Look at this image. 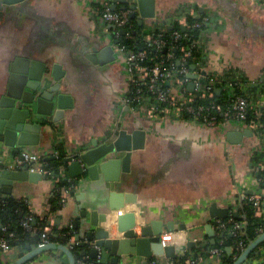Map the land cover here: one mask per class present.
I'll return each mask as SVG.
<instances>
[{
	"label": "crops",
	"instance_id": "crops-1",
	"mask_svg": "<svg viewBox=\"0 0 264 264\" xmlns=\"http://www.w3.org/2000/svg\"><path fill=\"white\" fill-rule=\"evenodd\" d=\"M102 3L121 6L115 0H27L0 10V88L7 83L14 58L26 57L45 63L49 74L52 65L58 64L63 73L62 92L70 96L71 105L58 121L44 117L48 121L38 145L32 147L43 158L52 155L55 144L68 156L90 148L93 139L113 140L120 129L146 131L143 147L132 151L130 169L121 173L114 187L113 182L104 185L103 180H92L87 173L72 177L66 167L64 175L76 179V187L73 191L70 187L60 189L64 204L51 215V225L56 230L70 228L73 238L79 230L73 226L80 220L79 213H89L92 206L103 204L109 190L136 198L114 210V215L133 211L138 224L153 219L172 221L174 230L162 234L170 235L166 242L172 244L220 242L219 224L212 226V235L205 229L208 222L223 220L210 218L212 203L228 208L230 216L243 198L257 195V214L264 219V179L259 177L264 147L256 132L238 120L205 126L175 113L153 116L141 103L127 104L131 78L122 55L112 47L115 58L103 65L87 58L109 42L94 9V4ZM201 14L212 19L199 39L200 63L223 81L222 87L231 95L232 82H236L250 106L264 108V0H155L154 17L143 19L142 25L151 30L167 25L174 17ZM245 128L251 134L242 136L239 143L227 139L229 131ZM1 146L0 142V157L14 153ZM53 186L54 181L47 177L37 182L15 180L11 196L24 199L33 212L42 214ZM181 225L184 228H179ZM135 231L139 232L138 226ZM116 235L120 236L114 228L110 236ZM36 247L17 246L15 251L0 252V264L12 262L9 254L13 252L20 257ZM83 249L88 257L89 248ZM255 253L250 264H264V245ZM149 259L126 255L107 264H150ZM23 264H69V260L61 250L50 249ZM194 264H219V259L209 255Z\"/></svg>",
	"mask_w": 264,
	"mask_h": 264
},
{
	"label": "water",
	"instance_id": "water-1",
	"mask_svg": "<svg viewBox=\"0 0 264 264\" xmlns=\"http://www.w3.org/2000/svg\"><path fill=\"white\" fill-rule=\"evenodd\" d=\"M27 0H0V10L7 7H15ZM114 1V0H113ZM121 6L112 3L111 9L116 10L126 8L128 0H115ZM134 12L130 16L137 19L139 25L143 24V19L152 18L155 15V0H133L128 5ZM113 27L112 25H109ZM124 33V29L119 30ZM96 51L95 46L92 48ZM87 58L93 63L103 65L114 60V50L110 42L100 51L87 54ZM194 69V65H190ZM46 64L35 59L26 57H15L9 65V76L7 83L0 88V142L11 149L14 153L23 150H34L32 147L38 145L43 126L48 121L56 122L63 116V111L67 105H71L69 94L62 92L60 78L61 73L58 64H53L50 74L45 72ZM191 79L197 77L196 74L188 75ZM187 90L193 91L192 81L187 84ZM220 88H215L219 92ZM69 101V102H68ZM44 117H48L47 120ZM249 129L229 131L227 139L233 143H239L242 136L250 135ZM146 131L136 128L131 131L120 129L117 136L110 141L91 140V147L80 149L65 157L67 169L72 177H79L87 173L92 180H103L114 183L120 181L121 173L128 172L132 151L143 147ZM46 154V153H45ZM49 156L44 159H49ZM46 175L39 171L30 172L26 166L19 169H0V198L11 196L12 184L15 180L37 182L44 179ZM104 185H101L104 188ZM107 200L101 205L91 207L90 212L82 210L77 216L79 222H74L73 226L78 233L68 241L67 245L49 242L43 246L30 250L20 257L13 252L9 254L12 262L8 264H23L34 256L50 249H59L66 254L69 264H75L70 247L79 245L88 247V257L98 259L99 264L117 263L122 256L134 255L146 258L164 257L175 259L188 248L194 246L195 242L187 240L183 244H172L163 242L161 235L163 232H172L174 223L172 221L162 222L161 220H146L137 223L135 213L127 211L114 215L113 211L118 210L124 204L136 201L134 194L109 190ZM233 216H238L237 210L231 212ZM229 215L228 208H218L215 203L209 207L210 218H226ZM142 217V215H140ZM57 219L55 223H57ZM32 219L31 224H34ZM219 221L213 220L205 224L206 232L213 234V225L217 226ZM136 226L139 232L135 231ZM115 228L120 236H110V232ZM179 228H184L183 225ZM264 241V231L247 244L232 264H243L262 242ZM226 251H230L227 247ZM81 255L86 254V249L80 251Z\"/></svg>",
	"mask_w": 264,
	"mask_h": 264
},
{
	"label": "trees",
	"instance_id": "trees-1",
	"mask_svg": "<svg viewBox=\"0 0 264 264\" xmlns=\"http://www.w3.org/2000/svg\"><path fill=\"white\" fill-rule=\"evenodd\" d=\"M203 16L204 14H201L199 17L195 15H185L184 25L178 21H173L164 27L160 38L165 40L168 46H174L168 50L173 56H168V51L157 50L155 44L151 42V40L145 38L151 31L143 25H139L134 16L132 17L129 15L128 35L120 33L117 41L127 50L133 52L145 51L144 58L137 60V63L143 65H152L156 61L162 60L163 66H169L170 62L175 63L176 59H178L181 54V47L189 48L192 55L188 57L186 61L188 65H190L192 62L196 63L200 56V51L196 42L199 39L201 30L207 27L202 21ZM195 23H199V26H194ZM174 31L180 33V37L177 40H174ZM139 86L143 89L142 93L147 94L146 87L141 84H139ZM136 87L138 86L134 83H130L127 93L130 99H132ZM232 87L234 90L233 95H231L226 88H223L222 84H218L216 85V88H220L218 93L215 92V88H213L205 97H198L195 95L191 105L195 109L200 104L204 106H208L211 103L215 104V108L206 109L204 112L208 116H215L217 122H220L224 120L223 112L231 105L233 99L236 96H242L236 82H232ZM136 103V100L132 99L131 105H136ZM260 109L264 111V108ZM182 114L184 119L193 117V114L186 110H182ZM256 119L258 118H256L254 108L249 105L246 109L245 118L240 122L248 123ZM261 120H264V116L261 117ZM53 148L56 152L55 155H50L49 159H41L44 168L48 170L46 177L54 181L53 189L46 201L48 203V212L51 214H55L64 204L60 189L62 187H70V190L73 191L77 183L76 179H67L65 175H58L60 166L63 167L64 173L66 171L67 164L64 161L66 153L59 144H55ZM259 177L264 179V168L260 171ZM256 211L257 208L254 206L253 202L248 198H243L237 207L238 216L230 214V216L222 220L225 221V226L219 227L222 233L219 243H206L203 246L195 245L190 250L183 252L171 261H173L174 264H184L186 259H190L195 263L198 257H207L211 254L213 248H219V264H232L239 254V250H237L238 242L241 241L243 244H248L264 231V219L258 215ZM32 219H35L34 224H31ZM25 220H28V226L23 225ZM0 222L6 226V231L0 233V236L4 237L11 247H25L27 245L32 246L38 244L45 233L49 242L67 245L72 236V230L70 228L66 227L56 230L47 220L46 215L33 212L24 199L12 196L4 199L0 198ZM235 222L242 223L241 227L238 229L233 228ZM261 245H264V241L259 246ZM227 247L230 248L229 252L226 251ZM83 248V246L79 245H72L70 247L75 264H99L96 259L81 255L80 251ZM255 251L256 249L251 252L248 257L249 259L257 257ZM149 260L151 262L150 264H157L156 257H151Z\"/></svg>",
	"mask_w": 264,
	"mask_h": 264
},
{
	"label": "built area",
	"instance_id": "built-area-1",
	"mask_svg": "<svg viewBox=\"0 0 264 264\" xmlns=\"http://www.w3.org/2000/svg\"><path fill=\"white\" fill-rule=\"evenodd\" d=\"M132 2L133 0H128L126 3V8L120 10H112L107 3H102L101 5L94 4L98 21L107 32V35L105 34L107 39L111 43L112 47L124 58L126 68L130 73V83H134L136 86H138L135 89L132 99L136 100V104H144L147 107V111L153 116H162L168 113H175L183 118L182 110H186L187 112L193 114V117L186 120L205 126H211L219 123L215 119V116H208L204 112L206 109L215 108V104L211 103L208 106L200 104L194 109L191 103L195 95L198 97H205L213 88H216V85L222 84L223 81L210 74L207 71L206 66L203 63H200L199 58L196 63L192 62L190 64L195 66L194 69H191L190 65H188L186 61V59L192 55V52L189 48L181 47V54L179 55L178 59H176L175 63L170 62L169 66H163L162 60H158L152 65H143L137 63V60L144 58L145 51L133 52L131 50H127L123 45L118 43L117 38L120 34L119 30L124 29V33L128 35L127 29L129 15L134 12V10L129 8L128 5ZM211 19V15L208 14H204L202 17V21L207 27L210 24ZM173 21H178L184 25L185 17H174L173 20L169 21L167 25ZM109 25H112L113 27H110ZM165 26L166 25H161L160 27L151 29V33L147 34L145 37L147 40H151V42L155 44V48L157 50L168 51L174 47L172 45L168 46L166 41L160 38ZM194 26H199V23H195ZM207 27L201 30L199 39L202 37ZM173 36L174 40H177L180 37V33L174 31ZM199 39L196 42L198 49L200 45ZM168 56H173V54L168 51ZM190 73L196 74L197 77L191 79L188 76ZM191 81L193 83V91L187 90V84ZM139 84L146 87L147 94L142 93L143 89L139 86ZM132 99L127 96L125 101L127 104L131 105ZM248 106L249 103L244 97L236 96L231 102V105L223 112L225 122L231 120H243L245 118V113ZM252 107L254 108L256 118L258 119L251 120L245 124L256 132V135L259 137V144L264 146V120H261V117L264 116V111L257 108L256 106ZM1 147L3 149H9L4 145ZM50 154L55 155L56 152L51 151ZM42 158V154H39L35 150H23L19 153L13 154L8 152L4 154L3 157H0V169L15 170L26 166L27 170L30 172L39 171L46 175L48 170L44 168V164L41 161ZM59 171V176L64 175L62 166L59 167ZM66 189H69V187ZM245 198H248L253 202L254 206L257 208L256 213H258L260 207L259 196L249 195ZM41 215H46L47 220L50 222L52 214L48 212V203H46L45 211ZM218 224L219 227H224L225 221L220 220ZM241 224L242 223L235 222L233 228L238 229L241 227ZM23 225L28 226V220H25ZM5 231L6 226L0 222V233H4ZM169 237L170 235H161V240L166 242L169 240ZM71 241L72 240L70 239V242ZM47 243H49V241L45 233L42 236V240L37 244V247L43 246ZM246 246L247 244H243L241 241L238 242L237 250H239V254ZM16 249L17 246H9L6 239L0 236V252H11L15 251ZM219 252V248H213L210 255L218 256ZM199 259H201V257H198V260ZM171 260L172 259L164 257H158L156 259L157 264H174V262ZM250 260L251 259L247 258L243 264H250ZM96 261H98V259H96ZM184 264L194 263L190 259H186Z\"/></svg>",
	"mask_w": 264,
	"mask_h": 264
},
{
	"label": "rangeland",
	"instance_id": "rangeland-1",
	"mask_svg": "<svg viewBox=\"0 0 264 264\" xmlns=\"http://www.w3.org/2000/svg\"><path fill=\"white\" fill-rule=\"evenodd\" d=\"M105 33H107V32L105 31Z\"/></svg>",
	"mask_w": 264,
	"mask_h": 264
}]
</instances>
